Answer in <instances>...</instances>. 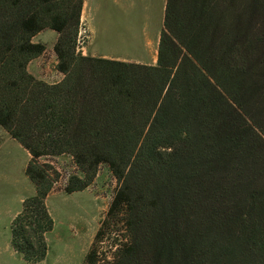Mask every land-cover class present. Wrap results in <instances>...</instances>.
I'll use <instances>...</instances> for the list:
<instances>
[{
    "label": "trees",
    "instance_id": "trees-1",
    "mask_svg": "<svg viewBox=\"0 0 264 264\" xmlns=\"http://www.w3.org/2000/svg\"><path fill=\"white\" fill-rule=\"evenodd\" d=\"M83 4L0 0V126L29 152L36 187L11 222L12 249L46 259L60 175L40 160L69 155L80 176L67 195L102 164L119 183L85 264L105 238L109 264H264V0H167L156 65L84 55ZM46 29L57 83L28 70Z\"/></svg>",
    "mask_w": 264,
    "mask_h": 264
},
{
    "label": "rangeland",
    "instance_id": "rangeland-1",
    "mask_svg": "<svg viewBox=\"0 0 264 264\" xmlns=\"http://www.w3.org/2000/svg\"><path fill=\"white\" fill-rule=\"evenodd\" d=\"M166 1L84 0L80 51L94 57L156 65ZM57 37L56 32L46 29L33 39L44 44L47 51L34 61L31 70L51 81L57 76L53 51ZM29 160V152L0 126V264H27L12 249L11 222L21 211L24 199L36 193L26 175ZM40 162L52 165L60 177L47 198L55 222L46 236L49 253L38 264H85L119 183L108 165L102 164L88 188L67 195L64 188L69 178L80 176L72 158L63 155L42 158ZM112 231L117 234L116 244L127 242L124 223L119 222ZM97 249L98 264L113 260L115 248L109 238L99 242Z\"/></svg>",
    "mask_w": 264,
    "mask_h": 264
},
{
    "label": "crops",
    "instance_id": "crops-1",
    "mask_svg": "<svg viewBox=\"0 0 264 264\" xmlns=\"http://www.w3.org/2000/svg\"><path fill=\"white\" fill-rule=\"evenodd\" d=\"M41 33H42V32H41ZM35 38H36V37H35ZM35 38H34V39H35ZM35 43H37V42H35ZM46 51H47V48H46L44 54L46 53ZM53 51H54V50H53ZM44 54L41 55L40 57H38V58L32 60V61L30 62L29 66H28V70H29V72H30L32 75H34L36 78H38L39 80L45 81V82H47V83H57V82H60V81L63 79L64 76H63V74L59 73L57 70H56V73H57L56 81L48 80V79L42 77L41 75L38 76V74H36L35 72H33V71L31 70V67H32V64L34 63V61H37L38 59H41V58L44 56ZM54 57H55V64H57V58H56V56H55V53H54ZM123 61H124V60H123Z\"/></svg>",
    "mask_w": 264,
    "mask_h": 264
}]
</instances>
